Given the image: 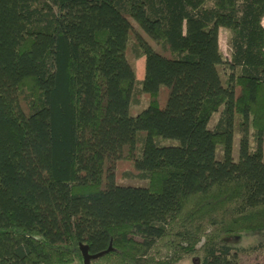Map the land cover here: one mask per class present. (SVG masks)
I'll list each match as a JSON object with an SVG mask.
<instances>
[{"label":"trees","instance_id":"trees-1","mask_svg":"<svg viewBox=\"0 0 264 264\" xmlns=\"http://www.w3.org/2000/svg\"><path fill=\"white\" fill-rule=\"evenodd\" d=\"M263 20L264 0H0V264L264 250Z\"/></svg>","mask_w":264,"mask_h":264},{"label":"rangeland","instance_id":"rangeland-1","mask_svg":"<svg viewBox=\"0 0 264 264\" xmlns=\"http://www.w3.org/2000/svg\"><path fill=\"white\" fill-rule=\"evenodd\" d=\"M263 26H264V20H263ZM227 36L228 33L225 29L219 30V47L220 50L225 57V59L229 58L230 55V49L227 44ZM128 61L133 67L137 80H141L142 76V64L144 66V60H134L131 56L128 57ZM144 69V68H143ZM220 74H222V70L219 69ZM147 106V102L144 100H141V104L138 107H132L131 111L133 114L140 112ZM219 118V113L212 116L210 119V122L208 124V129L211 131L214 128V125L216 124L217 120ZM238 139H239V133L236 131L234 134V140H233V146H232V158L234 161L238 159ZM166 143H173V141H166ZM263 152H264V143H263ZM207 155L212 160H221L222 159V151L220 146H214L210 143L208 139L207 143ZM119 188L123 192H138L141 190H145L147 188V182L145 181H138V180H129L124 179L120 180L118 182ZM256 237H242V238H235L232 236L228 241L229 243L248 249L256 242ZM167 254L166 248L162 246V244H159L157 248L152 252V255L159 258L161 256H164ZM189 260H186L182 262L181 264H197V261L193 257H188ZM264 262V250L262 251H253V252H245L238 255V264H255V263H263ZM103 264H111L103 262Z\"/></svg>","mask_w":264,"mask_h":264},{"label":"water","instance_id":"water-1","mask_svg":"<svg viewBox=\"0 0 264 264\" xmlns=\"http://www.w3.org/2000/svg\"><path fill=\"white\" fill-rule=\"evenodd\" d=\"M111 250V248H109L107 251L96 254V255H90L88 253V249L87 247L80 245V252H81V256H82V262L83 264H90L91 261L93 260H97L101 257H103L105 254H107L109 251Z\"/></svg>","mask_w":264,"mask_h":264},{"label":"crops","instance_id":"crops-1","mask_svg":"<svg viewBox=\"0 0 264 264\" xmlns=\"http://www.w3.org/2000/svg\"><path fill=\"white\" fill-rule=\"evenodd\" d=\"M143 75V64H142V74L141 76ZM186 260H189L188 258H184L183 260H181L180 262H178L177 264H181L182 262L186 261ZM73 264H79L77 262H74Z\"/></svg>","mask_w":264,"mask_h":264}]
</instances>
